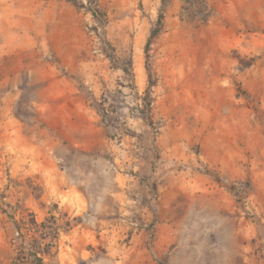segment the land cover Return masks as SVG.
Masks as SVG:
<instances>
[{"label": "rangeland", "instance_id": "1", "mask_svg": "<svg viewBox=\"0 0 264 264\" xmlns=\"http://www.w3.org/2000/svg\"><path fill=\"white\" fill-rule=\"evenodd\" d=\"M76 2L0 0V264H264V0Z\"/></svg>", "mask_w": 264, "mask_h": 264}, {"label": "trees", "instance_id": "2", "mask_svg": "<svg viewBox=\"0 0 264 264\" xmlns=\"http://www.w3.org/2000/svg\"><path fill=\"white\" fill-rule=\"evenodd\" d=\"M78 9H83L85 6L77 4L76 0H67ZM93 0H89V4H92ZM88 12H91L94 19L99 24H104L105 14L103 11L96 8L91 10L85 8ZM162 17L160 16V19ZM157 36V31H153L150 39H154ZM149 104H147V107ZM94 109L101 117L103 125L106 131H109L113 120L106 113V110L100 103H94ZM108 119L110 121L108 122ZM20 209V208H19ZM25 211V210H23ZM7 215V212H4ZM29 218V219H27ZM8 219L12 223L15 237L11 240L10 247L14 253L12 257L13 264H47V261L53 262L58 253V240L62 233H68L72 224L66 221L62 224L54 216L46 217L42 222H37L34 214L29 213L26 218L21 216L19 220H16L13 213H8Z\"/></svg>", "mask_w": 264, "mask_h": 264}]
</instances>
